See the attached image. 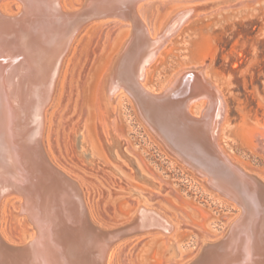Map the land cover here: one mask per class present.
<instances>
[{"label":"rangeland","instance_id":"374dc122","mask_svg":"<svg viewBox=\"0 0 264 264\" xmlns=\"http://www.w3.org/2000/svg\"><path fill=\"white\" fill-rule=\"evenodd\" d=\"M211 1L216 0H145L138 6L142 12L149 10L153 30L173 8L190 9ZM60 3L64 9L75 10L79 0ZM18 7L15 0L0 2L6 14H14ZM197 12L169 38L148 68L144 84L159 92L179 70H200L225 104L219 146L264 182V90L257 83L264 69V0H235ZM126 30V24L113 18L94 19L79 28L45 108L43 147L49 159L78 185L93 225L111 229L128 223L140 203L173 225L169 235L152 229L118 242L110 251L109 264H188L202 244L223 238L240 210L209 189L205 177L166 151L124 89L113 94L110 125L101 127L105 143L109 131L115 137L106 144L113 147L119 141L122 146L111 151L103 147L96 130V122L101 125L102 121L101 108L96 105L97 77ZM137 171L151 182L140 178ZM18 203L14 194L0 202V233L13 245L21 243L19 232L25 220L22 215L11 220ZM167 244L176 255L163 263Z\"/></svg>","mask_w":264,"mask_h":264},{"label":"bare ground","instance_id":"6f19581e","mask_svg":"<svg viewBox=\"0 0 264 264\" xmlns=\"http://www.w3.org/2000/svg\"><path fill=\"white\" fill-rule=\"evenodd\" d=\"M15 1L19 7L14 14L0 10V202L5 195H17L19 215L26 216L32 229L22 226L19 237L25 235L28 241L15 244L20 247L8 246L0 233V264H109L112 244L121 237L116 230L123 225L101 229L92 224L78 185L49 159L42 143L45 108L65 53L83 24L106 18L117 19L128 30L97 77L100 126L110 125L113 94L128 91L163 144L208 179L212 189L240 206L241 216L230 223L224 240L202 244L200 251L206 253L199 264H264V236L256 230L264 222V195L257 198L245 189L246 177L264 182L219 146L225 115L219 90L197 69L174 73L159 92L144 84L169 38L201 7L173 8L152 30L149 10L142 12L138 6L145 0H79L75 10L64 9L60 0ZM180 108L184 115L174 116L173 122L184 129V143L163 123ZM106 137L115 139L111 131ZM118 144L122 146L119 141L107 146L111 151ZM70 225L77 227L71 231ZM125 225L127 235L152 229L169 235L173 230L162 214L142 203ZM175 255L167 244L163 256L171 260Z\"/></svg>","mask_w":264,"mask_h":264},{"label":"water","instance_id":"95a60500","mask_svg":"<svg viewBox=\"0 0 264 264\" xmlns=\"http://www.w3.org/2000/svg\"><path fill=\"white\" fill-rule=\"evenodd\" d=\"M235 0H216V1H211V2H203V3H201V4H198V6L199 7H201L200 9H199V11H205V10H210V9H213L214 7H216V6H218V5H222V4H226V3H230V2H234ZM198 11V12H199ZM197 12V13H198ZM79 31V30H78ZM125 90V89H124ZM125 93L131 98L132 96L130 95V93L128 92V91H126L125 90ZM162 97H165V95H162L161 97H157V98H162ZM133 103H134V106H135V108H136V110H137V113H138V115H139V117L141 118V120L143 121V123L149 128V130L154 134V136L160 141V143L163 145V147L166 149V151L171 155V156H173L174 158H176V160L177 161H179L180 163L181 162H183V161H181L176 155H175V153H173L172 151H170L169 150V148H167L164 144H163V142H162V140L157 136V134L155 133V131L153 130V128L151 127V124H150V121L149 120H145V119H143L142 118V116H141V114H140V109L138 108V105L136 104V102H134L133 101ZM71 108V103L70 104H68V110ZM177 108H179V106L177 107ZM68 110H67V112H68ZM178 111L179 112H173L174 113V115H167V117L166 118H164V121H163V123H165V125H167L169 128H171L173 131H174V133H175V136H177V138L178 139H180L181 140V142H187V140H186V134L184 133V129H179L178 127H177V122L175 123V122H173V121H176L177 120V117L176 118H174V116H177L178 115V117H181V116H183L184 115V113H183V110H181V108L180 109H178ZM182 113H181V112ZM96 130H97V136H98V139H100V141L103 143V147L105 146L106 147V149L108 150V151H110L109 149H108V146H107V144L104 142V139H103V135H102V131H101V126H100V123H99V121L98 122H96ZM200 133H203V135H205L206 134V132H204V131H202V132H200ZM199 133V134H200ZM198 133L196 134V135H199ZM79 135H80V132H79V129L77 130V132H76V134H75V136H76V138H74L75 139V144H76V146L78 145V143H79V141H80V137H79ZM221 157L223 158V159H225V157L221 154ZM226 161V160H225ZM183 164V163H182ZM185 167H187V168H190V166L191 165H189V164H187V163H184L183 164ZM232 168L233 169H235L233 166H232ZM237 170V169H236ZM137 174H138V176H140L139 175V173H138V171H137ZM58 175V174H57ZM196 175L197 176H201L200 175V172H196ZM244 175V174H243ZM58 177H59V179L61 180V179H64L61 175L59 176L58 175ZM68 178V177H67ZM141 178V177H140ZM246 181H247V188L245 187V189L248 191V192H251V191H253V192H255V196L258 198V197H260V196H262V195H264V184H262V183H260L259 181H257V180H255L253 177H246ZM65 180V179H64ZM70 180V179H69ZM68 179L67 180H65L66 182L68 181L69 183H71V184H73L72 182V180H70L69 181ZM205 183V185L209 188V189H211L212 190V188H211V186L209 185V182H208V179H206V181L204 182ZM71 184H67V185H69V187L71 186ZM74 185V184H73ZM154 186V185H153ZM72 187V186H71ZM214 191V190H213ZM216 192V191H215ZM219 195H221V194H219ZM222 196V195H221ZM236 203V202H235ZM237 204V203H236ZM18 205H19V203H18ZM262 205H263V212H264V204L262 203ZM237 206L239 207V210H240V206L237 204ZM19 213H20V211L18 210V212H12V219L11 220H15V218L17 217V216H20L19 215ZM239 216H241V211H240V213H239ZM24 218H26V216L24 217ZM131 220H132V217H131ZM234 222V221H233ZM263 222V221H262ZM132 223V222H131ZM25 226L27 225V226H29L31 229H32V227H31V225H30V223H29V221H28V219H25V221H24V223H23ZM126 224V223H125ZM125 224H122L124 227H120V228H117V230L116 231H119L120 230V232H119V234L118 235H121V237H119V239H117V241L116 242H114L113 244H112V246L113 245H116L118 242H120V241H122L123 239H125V238H128V237H131V236H134V234L133 235H127L126 234V232L124 233V229L127 227V225H125ZM128 224V223H127ZM77 226H73V225H70V226H68V230L69 229H71V231H73L74 230V228H76ZM118 227V226H117ZM97 228V227H96ZM65 230H67V228H64V231ZM124 230V231H123ZM257 230V234H259L260 233V235H262V236H264V222H263V226L262 227H260V229L258 230V228L256 229ZM259 235V236H260ZM226 237V234L223 236V238L221 239V240H219L217 243H215V245H218L219 243H221L222 242V240H224V238ZM19 238H21V243H24V241H27V238H26V236L24 235V236H21V237H19ZM2 239V238H1ZM165 239H166V241L168 242L170 239L169 238H167V237H165ZM3 240V239H2ZM3 242L4 243H8V242H5L4 240H3ZM25 244H27V242H25L23 245H25ZM8 246H10V247H20V246H22V245H13V244H11V243H8L7 244ZM113 248V247H112ZM205 253H206V251H203V250H201L200 252H199V254L197 255V257L193 260V261H191L190 263H188V264H199V263H201V261H203L204 259H205ZM162 262L163 263H165V262H167V259H166V257H164L163 256V259H162Z\"/></svg>","mask_w":264,"mask_h":264},{"label":"trees","instance_id":"16d2710c","mask_svg":"<svg viewBox=\"0 0 264 264\" xmlns=\"http://www.w3.org/2000/svg\"><path fill=\"white\" fill-rule=\"evenodd\" d=\"M257 83H258L259 87L264 90V69H263V76H262V78H259L257 80Z\"/></svg>","mask_w":264,"mask_h":264}]
</instances>
